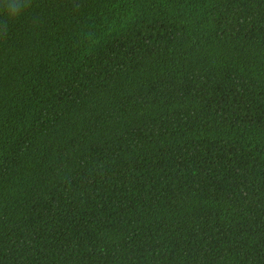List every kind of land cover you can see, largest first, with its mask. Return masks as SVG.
<instances>
[{
    "label": "trees",
    "instance_id": "16d2710c",
    "mask_svg": "<svg viewBox=\"0 0 264 264\" xmlns=\"http://www.w3.org/2000/svg\"><path fill=\"white\" fill-rule=\"evenodd\" d=\"M0 0V264H264V0Z\"/></svg>",
    "mask_w": 264,
    "mask_h": 264
},
{
    "label": "clouds",
    "instance_id": "9594fccd",
    "mask_svg": "<svg viewBox=\"0 0 264 264\" xmlns=\"http://www.w3.org/2000/svg\"><path fill=\"white\" fill-rule=\"evenodd\" d=\"M20 7H21V4L19 3V0H17L16 3L7 4L6 10L15 13Z\"/></svg>",
    "mask_w": 264,
    "mask_h": 264
}]
</instances>
